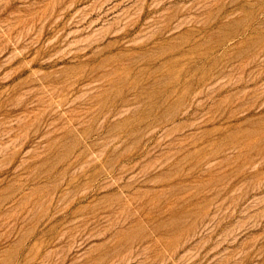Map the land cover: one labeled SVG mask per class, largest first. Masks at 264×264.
Segmentation results:
<instances>
[{
    "label": "rangeland",
    "instance_id": "374dc122",
    "mask_svg": "<svg viewBox=\"0 0 264 264\" xmlns=\"http://www.w3.org/2000/svg\"><path fill=\"white\" fill-rule=\"evenodd\" d=\"M0 264H264V0H0Z\"/></svg>",
    "mask_w": 264,
    "mask_h": 264
}]
</instances>
